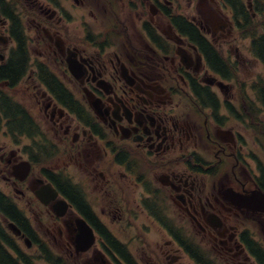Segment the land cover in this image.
<instances>
[{
    "label": "flooded vegetation",
    "instance_id": "af4514ba",
    "mask_svg": "<svg viewBox=\"0 0 264 264\" xmlns=\"http://www.w3.org/2000/svg\"><path fill=\"white\" fill-rule=\"evenodd\" d=\"M245 1L0 0L16 264H264V76L240 80L247 40L264 70V0Z\"/></svg>",
    "mask_w": 264,
    "mask_h": 264
},
{
    "label": "rangeland",
    "instance_id": "374dc122",
    "mask_svg": "<svg viewBox=\"0 0 264 264\" xmlns=\"http://www.w3.org/2000/svg\"><path fill=\"white\" fill-rule=\"evenodd\" d=\"M90 1V0H89ZM183 10H187V5L184 1H182ZM251 2V1H250ZM243 3L247 5V1L243 0ZM222 12H224V15L227 16L228 19L231 18L230 9H222ZM252 12V11H251ZM214 13V14H213ZM211 13V16L215 19L217 18L216 15H221V12L216 9L215 12ZM257 26H260L262 29L258 30V33H264V13L263 14H257ZM243 46V53L246 54L249 58V61L247 63V67L244 69V72L240 75L241 81H244L246 84H249L252 81H255L256 79L260 78L261 76H264V70L262 65L254 60V57L249 52V41H245L242 43ZM238 110V109H237ZM264 119V116H263ZM1 185H4L1 183Z\"/></svg>",
    "mask_w": 264,
    "mask_h": 264
},
{
    "label": "trees",
    "instance_id": "16d2710c",
    "mask_svg": "<svg viewBox=\"0 0 264 264\" xmlns=\"http://www.w3.org/2000/svg\"><path fill=\"white\" fill-rule=\"evenodd\" d=\"M257 40L258 42H257L256 47L258 48V50L257 52H255V56L263 60L264 62V36L258 37ZM259 86L260 85L255 86L254 89L255 90L257 89V91H255V94L260 99V101L262 100V102L264 103V93L261 92L260 90L258 91ZM263 88H264V83H263ZM4 240L8 241V238H7V235L5 234V231L2 225L0 224V264H16V262L13 261L11 257L3 250L2 243L4 242Z\"/></svg>",
    "mask_w": 264,
    "mask_h": 264
},
{
    "label": "water",
    "instance_id": "95a60500",
    "mask_svg": "<svg viewBox=\"0 0 264 264\" xmlns=\"http://www.w3.org/2000/svg\"><path fill=\"white\" fill-rule=\"evenodd\" d=\"M10 228L14 231L17 230L13 225H10Z\"/></svg>",
    "mask_w": 264,
    "mask_h": 264
}]
</instances>
